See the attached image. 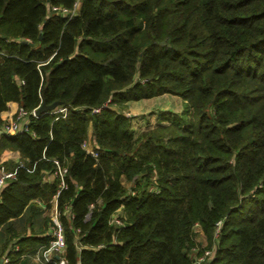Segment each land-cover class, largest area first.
<instances>
[{"label": "trees", "instance_id": "16d2710c", "mask_svg": "<svg viewBox=\"0 0 264 264\" xmlns=\"http://www.w3.org/2000/svg\"><path fill=\"white\" fill-rule=\"evenodd\" d=\"M75 1L0 0V129L9 102L25 112L22 131L0 138V154L20 156L3 163L16 171L0 196L3 264L47 242H12L10 220L39 216L35 200L49 206L55 195L66 264H193L197 231L207 264H264V0H80L70 18L52 10ZM164 93L182 111L134 136L115 105ZM40 105L48 109L32 116ZM54 159L66 167L61 189L45 179Z\"/></svg>", "mask_w": 264, "mask_h": 264}, {"label": "built area", "instance_id": "2783aa9c", "mask_svg": "<svg viewBox=\"0 0 264 264\" xmlns=\"http://www.w3.org/2000/svg\"><path fill=\"white\" fill-rule=\"evenodd\" d=\"M77 2L80 5V2L76 0L72 6L71 9H65L61 7H52V10L59 11L60 13H65L70 18L73 15L77 14L78 9H76ZM79 8V6H78ZM38 108V107H37ZM35 108L30 113L32 116H38L39 114L35 113ZM55 112L61 113L60 116H65L67 112V107H59ZM94 112H98L99 109L96 108L93 110ZM18 113L17 117L15 118H8L5 122L3 128L0 129V138L2 137H11L14 134L21 132L22 129L18 124L19 118L25 114V112L21 108H17L16 112ZM83 147L86 150V152L90 153L92 156L96 157L98 155V152L94 149V146L92 144L91 138H88L83 142ZM55 164V170L53 172H46L45 173V179L46 180H52V178L57 177L59 179L60 188L65 186V174H66V167L61 166V164L57 160H53ZM16 178V171L8 169L3 163L0 164V196L3 192L4 188ZM59 190L57 191V193ZM134 193V191L128 192V194ZM54 200H56V195L53 197ZM38 204L44 205L45 203L42 202L40 199H36ZM121 208L116 210L110 217V222L115 226L119 227V225L122 224L121 220L119 219V213H121ZM73 217V214H70V218ZM220 227V222H217V232ZM76 232L78 233L79 230L76 229ZM217 233H215L216 235ZM47 237L48 240L45 244L40 245L37 250L34 253V256L37 259V264H66V259L64 256L65 248H66V239H65V229L63 224L60 221L57 205L53 209V216L50 218V223L47 228ZM78 240V239H77ZM102 245H99L98 247H101ZM8 258H5L3 263L8 262Z\"/></svg>", "mask_w": 264, "mask_h": 264}, {"label": "rangeland", "instance_id": "374dc122", "mask_svg": "<svg viewBox=\"0 0 264 264\" xmlns=\"http://www.w3.org/2000/svg\"><path fill=\"white\" fill-rule=\"evenodd\" d=\"M78 1L80 2V0ZM78 4L79 3L77 2V5ZM78 6L76 7V9L74 8L75 11L78 9ZM114 108L124 112L125 115L131 116L132 118L131 125L134 131V136H136L139 132L151 129L153 126L157 124L158 122L157 115L159 112L165 111L175 115L179 114L183 109V101L177 95L164 93L150 98L131 100L126 102V104L124 103L123 106L115 105ZM16 109L12 113L6 115V118L7 117L13 118ZM164 122L166 123L167 121L164 120ZM5 150H10V149H4V151ZM2 163L3 162L0 161V164ZM125 183L127 185V188H130L132 186V184L129 182H125ZM53 209L54 208H51L49 206L45 211L48 225L50 223L51 216H53ZM215 233H217V228L215 230ZM195 242L196 245L189 250V254L191 256V259L193 260V264H207L212 259V251L211 248L209 247L207 238L202 231H197L195 235ZM31 255L34 262L35 261L37 262L34 253H32ZM4 259L5 258H2V264Z\"/></svg>", "mask_w": 264, "mask_h": 264}, {"label": "crops", "instance_id": "0c3cea01", "mask_svg": "<svg viewBox=\"0 0 264 264\" xmlns=\"http://www.w3.org/2000/svg\"><path fill=\"white\" fill-rule=\"evenodd\" d=\"M9 108L2 113L3 117H6V115L12 113L16 108L17 104L15 102H9L8 104ZM165 112V111H164ZM162 112H159L157 115V121H159V116H161ZM165 123V122H164ZM19 152L18 151H12V150H3V152L0 154V161L3 163L6 162H16L19 160ZM35 202H37L35 200ZM43 202V201H42ZM57 205L56 200H51L49 206L51 208H54ZM39 208L41 209V214L39 216H31L30 213H25L21 214L18 216V218L11 219L10 222L12 223L11 225L13 226L14 230L9 233V238H11L12 242L17 241L21 236H28V237H33L36 238H44V236H47V225H46V215L45 211L49 206L45 203L44 205L38 204ZM33 224V229L31 230L30 224ZM39 233L36 231L40 229ZM45 229V230H44ZM38 233V234H37ZM37 234V235H36ZM10 241V242H11ZM40 246V244L35 245L32 249H28L25 254H22L20 256V262L18 264H22L21 261L24 259L25 264H37V262L33 260L32 258V253H35L37 248ZM15 250H18L19 246L17 243H15ZM3 255L0 256V260L3 258Z\"/></svg>", "mask_w": 264, "mask_h": 264}, {"label": "water", "instance_id": "95a60500", "mask_svg": "<svg viewBox=\"0 0 264 264\" xmlns=\"http://www.w3.org/2000/svg\"><path fill=\"white\" fill-rule=\"evenodd\" d=\"M47 109H48L47 106H45V105H40V106L35 110V113H36V114H41V113L45 112ZM0 264H2V259L0 260Z\"/></svg>", "mask_w": 264, "mask_h": 264}]
</instances>
